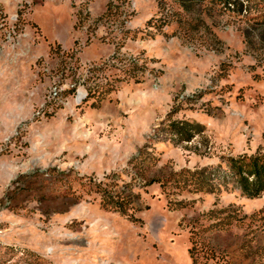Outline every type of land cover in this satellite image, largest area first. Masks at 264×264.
Masks as SVG:
<instances>
[{
  "label": "rangeland",
  "instance_id": "rangeland-1",
  "mask_svg": "<svg viewBox=\"0 0 264 264\" xmlns=\"http://www.w3.org/2000/svg\"><path fill=\"white\" fill-rule=\"evenodd\" d=\"M108 1L0 0V264H195L192 233L197 264H264V194L145 185L264 151V51L246 48L247 13L207 0L184 25L174 0H115L108 20ZM131 57L143 82L84 100L89 66ZM168 115L205 132L161 136L155 164L134 160ZM104 186L132 196L129 215L102 205Z\"/></svg>",
  "mask_w": 264,
  "mask_h": 264
},
{
  "label": "trees",
  "instance_id": "trees-1",
  "mask_svg": "<svg viewBox=\"0 0 264 264\" xmlns=\"http://www.w3.org/2000/svg\"><path fill=\"white\" fill-rule=\"evenodd\" d=\"M176 1L186 16L182 17L180 22L188 24L191 20H200L201 14L196 12L195 5L197 3H205L207 0H174ZM215 4H220L226 9L237 12L238 14L247 13L246 22L242 28V34L246 48L250 52L264 51V12L257 14H249V10L245 6V2L249 0H211ZM119 6L115 4V0H109L107 9L103 13L102 18L108 20L116 19L119 11ZM154 18L147 21L146 27L159 28L161 31L163 26L156 25ZM126 33H131L126 30ZM147 34L154 36L155 33L147 31ZM130 36L129 34L127 35ZM137 34H133L131 38H136ZM211 41H215L211 38ZM213 43V42H212ZM59 47H61L59 45ZM69 55L62 52V55ZM74 55V54H73ZM113 59V58H112ZM115 68L117 71L113 72ZM160 71V70H159ZM146 66L140 63V60L131 57L126 60H121L120 66L114 63L105 61L103 64H93L87 68L85 73H82L84 82L80 83L86 88V96L84 100L94 99L92 105L99 106L106 100L114 91L118 89V84L121 82L140 83L145 80ZM78 88V83L69 89V92H74ZM205 132V126L195 120L177 119L170 120L169 115L150 135L149 140L139 148L136 159H142L143 162L155 164L157 161L156 154L153 150L154 141L161 136L167 135L175 141V143H184L192 141L196 136ZM173 181H178L184 188H189L195 192H221L223 190L238 189L241 193L250 198L260 197L264 194V151H258L255 154L241 155H223L222 161L216 165H206L194 170L185 168L179 171H174L164 178L155 177L145 185L153 182H160L162 186L171 184ZM102 197V205L106 208H112L120 211L123 214L129 215L128 209L132 208L134 199L128 194H123L113 188L104 186L100 188ZM138 196L137 199H139ZM173 205L174 202L169 200ZM174 203L173 206L178 207ZM211 213V212H210ZM260 219L264 221V207L257 212ZM136 220V218L134 219ZM216 227V226H214ZM220 229V228H218ZM253 246L250 245V248ZM264 253V247L260 248ZM256 250V249H255ZM190 252L194 258V263H198L197 259V242L192 233V246ZM257 252V251H256ZM255 262V260H254ZM227 264H229L227 262ZM232 264V263H230Z\"/></svg>",
  "mask_w": 264,
  "mask_h": 264
}]
</instances>
